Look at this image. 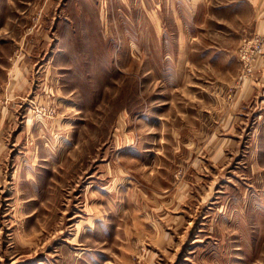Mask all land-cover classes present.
<instances>
[{
	"label": "rangeland",
	"instance_id": "1",
	"mask_svg": "<svg viewBox=\"0 0 264 264\" xmlns=\"http://www.w3.org/2000/svg\"><path fill=\"white\" fill-rule=\"evenodd\" d=\"M0 264H264V0H0Z\"/></svg>",
	"mask_w": 264,
	"mask_h": 264
}]
</instances>
